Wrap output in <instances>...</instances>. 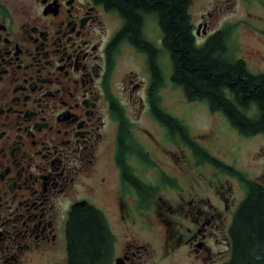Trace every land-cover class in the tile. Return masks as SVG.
Segmentation results:
<instances>
[{
  "label": "flooded vegetation",
  "instance_id": "1",
  "mask_svg": "<svg viewBox=\"0 0 264 264\" xmlns=\"http://www.w3.org/2000/svg\"><path fill=\"white\" fill-rule=\"evenodd\" d=\"M196 2L187 7L192 34L195 42L206 41L222 2L193 22L190 11ZM256 3L260 0L250 4ZM136 10L137 18L129 16ZM157 25L152 13L132 8L127 0H0V264H32L36 259L57 264L55 254L61 248L64 252L63 228L66 264L67 225L83 202L102 213L114 237L108 264H170L181 248L188 250L190 264L229 262V230L246 195L243 183L216 169L222 174L218 177L233 178L241 194L236 195L227 179L217 178V183L206 181L213 192L209 199L195 185H182L154 157V149L162 147L179 172L191 170L205 178L201 170L208 163L201 157L208 150L184 125L179 132L159 117L181 123L161 106L160 57L170 56L162 36L156 45L149 41ZM127 52L139 59L146 80L122 68ZM154 96L158 105L152 102ZM144 116L159 137L139 126ZM107 128L116 173L110 189L117 221L124 227L121 241L101 202L87 193L107 182L100 173ZM179 159L189 167L177 165ZM148 170L166 182L147 183ZM154 223L164 231L158 251L136 239L137 234L151 233Z\"/></svg>",
  "mask_w": 264,
  "mask_h": 264
},
{
  "label": "trees",
  "instance_id": "2",
  "mask_svg": "<svg viewBox=\"0 0 264 264\" xmlns=\"http://www.w3.org/2000/svg\"><path fill=\"white\" fill-rule=\"evenodd\" d=\"M127 1L132 8H144L157 18L172 65L170 80L188 102L206 103L211 113H221L243 137L264 135V73L253 74L243 60L230 56L229 41L234 27L216 31L197 46L187 12L191 0ZM138 14L136 10L129 16L137 18ZM152 102L158 105L157 96ZM159 117L165 124L178 127L179 132L184 131L183 124L176 119ZM201 160L221 173L237 177L246 190L229 230L231 257L227 264H264V186L223 164L208 151H204ZM113 243L102 213L84 205L74 212L67 225L66 264H108Z\"/></svg>",
  "mask_w": 264,
  "mask_h": 264
},
{
  "label": "rangeland",
  "instance_id": "3",
  "mask_svg": "<svg viewBox=\"0 0 264 264\" xmlns=\"http://www.w3.org/2000/svg\"><path fill=\"white\" fill-rule=\"evenodd\" d=\"M217 2H222V12L215 19L212 25V30L208 34L210 36L217 30L224 28L226 26L236 25V29L233 30V34L229 41V53L233 59L243 60L253 74H263L264 73V0H260V3L251 5V0L246 4L243 0H216ZM215 0H197V2L191 8V18L194 22L200 14L209 10L212 4L216 3ZM227 1V2H226ZM246 24V25H245ZM226 25V26H223ZM154 37L149 40L156 45V39L159 36L161 38V31L158 28ZM205 41L197 40V46H201ZM161 48V46H160ZM162 49V48H161ZM164 54V53H163ZM165 56V54H164ZM161 62H163V87L161 92V106L162 108L173 117L181 121V123L186 127L189 135L197 143L210 152V155L220 160L223 164L231 167L241 173L245 174L248 179L257 180L259 183L264 185V135H257L254 137L246 138L234 130L225 117L221 113H211L206 103L204 102H188L182 90L179 87H175L171 80L172 65L168 55L160 57ZM124 64L122 68L131 69L135 72L137 80H146L144 75L140 71L139 59L134 57L130 53H125L123 56ZM130 62V65H129ZM123 64V65H124ZM162 65V63H161ZM123 78L122 76L115 83V88L120 90L122 88ZM124 96V94H123ZM139 126L144 127L145 130L150 131L155 137H159L161 134L158 132L157 127L150 122L145 116L142 121L139 122ZM109 128L106 129L105 134V146L101 153V167L100 173L107 177V182L103 187L93 186L95 192L91 193L90 196L94 195L96 200L101 202V207L107 215L108 224L111 227L112 232L117 236L116 238L121 241L123 240V225L117 221L115 203L113 195L111 193V186L115 184L116 173L111 166V154L112 145L109 137ZM163 135V134H162ZM145 136V134H144ZM146 137V136H145ZM168 141V140H166ZM180 141V140H179ZM206 144V146L203 143ZM170 144V141L168 142ZM166 148V145H163ZM184 146V145H182ZM169 150L170 146L168 147ZM177 150L176 148H173ZM155 159H159L161 164H164L165 168L169 170L175 176H179L180 183L182 185H195L196 190L204 197L213 199V192L208 190L206 187V181L211 180L213 183H217V178H221L229 181L236 192V195H240L239 188L236 186V181L224 175L223 177L218 175L220 172L216 170L212 165L206 164L202 168L201 176L197 175L195 171H185L181 173L178 167L174 166V162L167 159L162 152V147L159 149H154ZM180 166H188L186 163L182 162L181 159L178 160ZM145 168V167H144ZM145 180L148 182H154L155 184H164L163 178L157 176L155 179L150 172L147 171ZM141 175L144 171L140 170ZM187 175V176H186ZM149 180V181H148ZM154 180V181H153ZM94 181H87L86 183L95 185ZM219 183V182H218ZM150 184V183H149ZM167 184V183H166ZM133 191V190H132ZM167 198H173L172 195L163 192ZM235 196V195H233ZM237 197V196H235ZM88 203L96 206L100 210L101 207L93 202ZM102 210V211H103ZM130 218L135 217L130 214ZM64 252L62 253V248L57 252L56 260L57 264H65V240H64V228L62 232ZM137 242L139 244L149 243L151 250L158 251L162 242L164 241V231L163 228L158 224L154 223L153 231L142 232L140 235L137 234ZM223 247H218L217 249L222 250ZM153 254H155L153 252ZM47 259H36L32 264H53L46 261ZM170 264H190L188 258V250L186 248H181Z\"/></svg>",
  "mask_w": 264,
  "mask_h": 264
},
{
  "label": "water",
  "instance_id": "4",
  "mask_svg": "<svg viewBox=\"0 0 264 264\" xmlns=\"http://www.w3.org/2000/svg\"><path fill=\"white\" fill-rule=\"evenodd\" d=\"M85 204H84V202L83 203H80V206H84Z\"/></svg>",
  "mask_w": 264,
  "mask_h": 264
}]
</instances>
